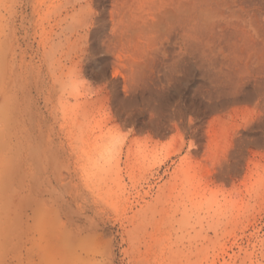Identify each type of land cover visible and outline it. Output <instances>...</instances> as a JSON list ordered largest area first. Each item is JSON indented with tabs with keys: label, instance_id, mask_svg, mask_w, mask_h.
Here are the masks:
<instances>
[{
	"label": "rangeland",
	"instance_id": "374dc122",
	"mask_svg": "<svg viewBox=\"0 0 264 264\" xmlns=\"http://www.w3.org/2000/svg\"><path fill=\"white\" fill-rule=\"evenodd\" d=\"M237 2L264 13V0ZM31 11L26 0H0V61L26 73L37 100L45 20L42 5ZM94 71L63 89L68 106L58 107V121L51 118L52 156L42 159L22 112L23 133L0 147V172L17 190L14 198L0 197V264H264V147L251 153L240 141L257 116L253 107L212 111L217 99L203 96L197 75L177 86L121 83L116 95L109 85H92ZM2 93L0 83V108ZM202 111L208 114L200 128ZM243 138L254 141L255 132ZM235 154L238 164L226 171Z\"/></svg>",
	"mask_w": 264,
	"mask_h": 264
},
{
	"label": "bare ground",
	"instance_id": "6f19581e",
	"mask_svg": "<svg viewBox=\"0 0 264 264\" xmlns=\"http://www.w3.org/2000/svg\"><path fill=\"white\" fill-rule=\"evenodd\" d=\"M65 2L26 0L27 9L32 10V16L39 11L41 5L44 9L45 21L40 24L42 27L40 72L43 87L39 89L38 95L45 102V110L43 111L40 105V98L37 96L36 100L32 95L26 73L6 62L7 60L0 61L2 95L4 94L7 100L5 102V97L2 99L3 106L7 103L6 109L2 108L3 106L0 108V147L9 148L12 136L23 133L24 122L18 120L22 112L27 116L31 126L27 137L30 140L35 139L44 154L42 159L46 158V153L52 156L56 138L51 118L58 121V107L68 106L64 101L63 89L82 77L84 72L89 74L93 69L95 71L91 77L94 82L92 85L103 84L102 87L109 85L116 95L121 83L129 84L132 88L141 86L153 88L155 85L156 88L163 83L166 86L175 83L178 85L184 79L182 77L197 75L203 82L199 83L204 90L203 96L207 93L211 97L210 100L220 99L216 100L212 111L222 113L229 105L247 108L246 110L253 107L250 109H254L257 116L255 114L256 118L247 121L242 127L240 141L242 143L247 141L243 148H247L251 153L256 152L253 151L254 147H264V13L261 14L259 9L249 10L237 0V3L234 0H67L66 4ZM3 46L5 49V45ZM1 54L0 59L4 55ZM122 57H125V61L116 68ZM110 69L114 70L112 75ZM96 88H99L98 85ZM115 103H111L113 107ZM192 109L191 105L189 111ZM125 113L126 110L123 114ZM133 114H128L127 118L130 120ZM207 114L203 111L198 113L197 121L200 128L204 127ZM122 117L119 116L122 120H115L120 123L125 119L124 123L127 125L129 120L126 122V117ZM166 122L162 124L168 125ZM171 123L168 127L173 125ZM160 124L159 121L157 125L159 129L162 128ZM136 125H139V122ZM149 126L148 123L146 127ZM67 127L69 129L67 134L70 135L73 130L72 120L67 122ZM169 129L166 128L165 131L173 130ZM192 130L193 132L196 130L193 125ZM253 132L256 136L252 139L254 141L243 138L244 135ZM159 133L164 136L162 134L165 132ZM237 155H234V161H228L226 171L232 170L238 164ZM10 181L8 173L0 172V197L17 196V190L11 189ZM16 181L20 183V187L32 190V184L28 185L26 180L18 178Z\"/></svg>",
	"mask_w": 264,
	"mask_h": 264
}]
</instances>
